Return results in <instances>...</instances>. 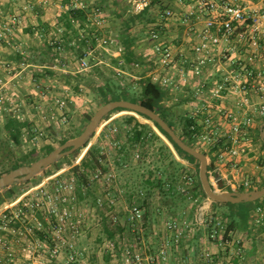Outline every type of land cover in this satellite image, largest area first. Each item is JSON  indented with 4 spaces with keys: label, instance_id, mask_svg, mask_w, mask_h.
Returning <instances> with one entry per match:
<instances>
[{
    "label": "rangeland",
    "instance_id": "1",
    "mask_svg": "<svg viewBox=\"0 0 264 264\" xmlns=\"http://www.w3.org/2000/svg\"><path fill=\"white\" fill-rule=\"evenodd\" d=\"M68 1L26 0L21 2L19 9L12 12L6 11L4 6L0 9V44L7 45V47L0 45V83L4 84L3 88L11 103L9 111L3 110L2 121H0V172L8 168L13 159L31 147L34 146L36 154L40 155L44 152L46 145L50 144L55 147L62 137L81 131L88 121L85 116L89 114L91 117L103 102V96L99 93L97 86L106 79L121 85L127 84L132 90L138 91L139 86L136 83L135 75L143 69H147V57L153 56V51L149 48L148 30L155 18L159 16L162 8L169 7L173 12V16L166 20L168 24L164 37L177 42L179 38L181 39L183 28L187 25L182 22L181 18L189 0H151V5L144 15L129 24L127 22L132 10L127 0H84L88 10L94 7L101 10L105 25L96 30L95 26L90 25V22L83 27L80 22L74 21L70 23L69 27L64 20L62 21L63 15L68 10L66 6ZM238 1L247 8L260 9L264 5L259 0ZM38 2L48 8L45 15L52 24H48V26H45L44 22L37 24L34 17L28 20L30 14L26 15V12L34 11ZM27 3H32L30 9L24 8ZM12 15L19 17L14 21ZM56 18H59L57 21L60 22L59 26L56 25ZM149 18H154V20H147ZM25 20L28 22L26 26L23 25ZM127 24L130 27L128 32L130 46L126 51L131 50L130 58L139 62V68H133L128 62L123 68H120L114 62V57L119 56L122 52L120 51L117 56L114 54L117 51V46L123 45ZM6 25L11 27L9 32H4L5 29L2 28ZM23 26L31 28L29 35H22ZM259 27L261 32H258L255 37L258 43H261L258 51H262L264 50L262 49L264 47V24ZM24 32L26 33V31ZM59 33L66 39L62 38ZM103 34H108L113 38L111 46L108 47L103 42L91 43V37L99 35L97 38H101ZM82 40L85 41L86 46L81 42ZM17 42L23 43L18 44ZM47 43L52 44L51 48L46 47ZM54 43L55 46H53ZM88 47L92 49V53L85 56L89 65L86 69L80 70L77 67V62L82 56L81 50ZM239 47L245 54L252 53L250 46L247 48L239 42ZM6 55L11 60H7ZM35 72H40L36 78L33 77ZM76 74L81 75L77 76ZM108 95L107 93L106 96L108 97ZM58 98L64 101V105L58 108L60 111L57 110L56 99ZM165 101L163 103L170 108L173 119L176 121L188 111L182 101L170 105ZM7 113L15 115L20 121L32 122L36 129L35 133L23 128L21 142L14 144L8 139L3 129V117ZM123 115H134L140 122L149 124L158 137H153L142 145H130L126 141L125 125L122 123ZM104 117L85 147L68 154L65 158H60L28 181L12 184L0 190V196L3 198L0 208L3 203H9L25 191H29L36 197V193L41 187L47 192H53L54 187L62 183L66 185V188L61 190V195L68 196L72 193L76 195L75 216L78 218V223L74 241L79 252L78 259H82L87 264H135L133 253L137 251L141 253L142 263L149 264L145 260V255L154 254L162 246H165L166 260L154 264H171L169 259L175 264H185L188 261L190 264H197L200 250L203 248L211 250L209 248L211 242L208 243L206 238L207 223L211 218L216 217L222 218L228 223L231 220L229 216H225L228 206L213 205L212 200L206 196L199 197L198 200L189 197L173 198L170 195H163L156 186L150 188L147 196L149 185L145 179L155 177L158 167L166 165L168 170H172L175 164L171 162V159L174 157L186 168H189L190 175L194 179L197 174L198 162L180 158L168 139L153 128V123L137 113L120 110L112 113L108 118ZM105 126L112 127L113 134L118 138L111 140L108 134L100 136L101 130ZM261 126H264V121H261L255 130L251 129V134L254 137L257 138ZM38 131L42 133L40 137H36ZM95 142L100 144L103 157H100L98 164L92 169L84 171L81 167L79 168V171L86 173L87 178L85 186L79 185L77 177L71 169L80 163L87 146ZM121 143H124L126 147L127 157L125 160L116 154ZM195 146L197 149L205 150L197 143ZM260 147L264 149L261 142ZM97 169L101 172L95 176L94 173ZM213 174L214 172H208L213 187L220 190L213 181ZM262 180H264V176H262ZM262 180L260 182L252 181L247 187L257 188ZM178 182L170 181L172 185H177L180 189L185 186L186 193L190 190V184L184 183V186L181 187L183 182L179 185ZM37 185L40 187H36ZM86 186L88 191H86ZM78 188L82 192L81 198L78 195ZM233 191H237V189H233ZM39 196L41 195L39 194ZM144 197L147 199V204L140 205L137 198ZM96 199L101 200V205L96 204ZM110 200L113 202L112 204H110ZM260 200L253 201L255 202L253 207L264 204ZM132 203L143 207L142 219L133 224L127 218V208ZM146 211L147 217L144 218ZM173 219L178 220L180 225L179 240L176 243L171 239L173 233L166 229V222ZM230 228L235 233H245V226L238 219L234 220V225ZM105 229L113 231V238L107 236ZM63 230L64 239L71 238L67 224L64 225ZM247 231L259 239H262L261 236L264 235V228L257 225L249 226L248 224ZM185 244L188 245L186 248ZM125 246L130 248V253L127 255L124 253ZM185 249L189 253L182 255V250ZM62 250L61 255L65 258L68 255L66 244ZM172 251L177 253L174 258L171 257ZM220 254L223 256L222 252ZM184 259H188V261L184 262ZM256 261L259 262L261 259H256ZM78 263L76 260L71 264Z\"/></svg>",
    "mask_w": 264,
    "mask_h": 264
},
{
    "label": "built area",
    "instance_id": "2",
    "mask_svg": "<svg viewBox=\"0 0 264 264\" xmlns=\"http://www.w3.org/2000/svg\"><path fill=\"white\" fill-rule=\"evenodd\" d=\"M127 1L133 13L151 5V0ZM259 2L264 4V0ZM66 6L68 9L86 8L84 0H69ZM31 7L32 3L24 6L27 9ZM182 15V22L187 23L186 33L190 30L193 34L187 52L178 51L174 43L163 36L166 20L173 16V12L169 7L162 8L148 30L153 56L147 57L144 76L165 90L163 101L166 100L169 105L184 103L188 110L186 115L193 119L190 128L194 141L205 151L211 150L215 169L224 165L237 171L240 160L245 156L254 159L256 166L264 170V149L256 142L250 129L255 122L264 121V50L258 51L259 43L255 37L260 32L259 26L264 24V5L256 9L247 8L238 0H189ZM18 17L12 15V20ZM89 22L96 29L105 25L98 7L88 11L86 23ZM2 28L4 32L11 29L9 25ZM99 42L109 47L113 38L108 34H103L101 38L96 36L95 44ZM239 42L247 48L253 47L252 54L262 60L261 66L235 54L240 49ZM116 50L114 54L117 56L122 46L118 45ZM81 51L77 67L83 70L89 65L85 56L91 54L92 49L88 47ZM131 66L139 68L140 64L135 61L131 62ZM141 77L135 75L137 79ZM3 85L0 83V121L3 110L11 109L10 98ZM56 102L60 111L58 108L64 105V101L58 98ZM37 134L36 137H40L42 133L38 131ZM100 172L97 169L95 176ZM235 172L226 179L229 186L247 187L251 184L248 175L238 178ZM191 183V177H186L185 184ZM63 188L66 185L62 183L56 185L53 192L41 187L36 197L25 191L9 203H3L0 208V264H71L76 260L78 264H87L78 259L79 252L74 241L78 223L75 216L76 195H61ZM96 204L101 205V200L96 199ZM142 208L137 203L127 208V218L132 224L142 219ZM251 218L254 223L264 225V209L256 206ZM66 224L71 236L67 240L62 233ZM207 224L210 226L207 240L227 251V254L220 256L217 251L203 248L197 264H240L234 261V257H243L241 238L230 231L224 236V224L218 218H211ZM166 229L173 233L172 241L178 242L179 221H167ZM64 244L68 251L65 258L61 255ZM124 253L129 254L130 248L125 246ZM145 256L149 264L164 261L167 258L166 247L162 246L156 253ZM133 262L143 264L141 253H133Z\"/></svg>",
    "mask_w": 264,
    "mask_h": 264
},
{
    "label": "trees",
    "instance_id": "3",
    "mask_svg": "<svg viewBox=\"0 0 264 264\" xmlns=\"http://www.w3.org/2000/svg\"><path fill=\"white\" fill-rule=\"evenodd\" d=\"M148 10V8H145L144 10H142L139 13H131V15L129 16V20H128V24L135 21L136 19H139L140 17H142V15H144V13ZM88 9L87 8H81V9H68L66 11V13L63 15V19L65 24L67 26L70 27V23L74 22V21H78L80 22V25L84 27V25L86 24L87 21V13H88ZM38 20L40 22V19L38 17ZM149 21L154 20L149 18L147 19ZM126 25V34L123 37V45H122V52L119 56L114 57V62L116 65H118L120 68H123L125 66V64L131 63V62H135L130 58L131 55V50L126 51L127 47L130 46V41H129V25ZM97 30V29H96ZM99 36V35H97ZM65 38L66 37H62ZM95 37H91V43H95ZM86 40V39H84ZM82 40L81 42L86 46L85 41ZM82 44V45H83ZM52 44L47 43L46 47L47 48H51ZM55 46V43L54 45ZM83 46V47H85ZM146 69H143V71L139 72V75H142L141 78L136 80V83L139 86L138 91L132 90L129 85L127 84H123L121 85L120 83H116L110 79H106L101 85L97 86V89L99 91V93L103 96V102H106L107 100H113V99H127L130 101H134L137 103H140L150 109H152L153 111L157 112L159 114L160 117H162L164 119V121L175 131V133L178 134V136L188 145L196 147L195 146V141L194 138L192 136V129L190 128L191 124L193 123V119L191 117H189L188 115H186V113L184 115H181L179 117V119L176 121L173 119V114L170 111V108L167 107L164 103L163 100L166 97L165 96V90L159 86L157 83L153 82L150 80L149 77L144 76ZM79 72V71H78ZM40 74V72H35L33 74V77H37ZM77 76H80L81 74H76ZM34 78V79H35ZM107 93L109 94L108 97L106 96ZM120 110H129V109H125V108H115L113 109L111 112H109L107 115H105L104 118H108L112 113L120 111ZM138 115L149 119L146 115H143L141 113H137ZM90 115L87 114L85 116L86 120H89ZM122 123L125 125V130H126V141L127 143H129L130 145H134V144H139L142 145L145 143V141L153 138V137H158V135L155 133V131L150 127L149 124L147 123H142L140 122L134 115H123L122 117ZM155 127L157 128V130L163 134L168 141L172 144L176 154L183 159H186L187 161L190 162H197V160L191 156L190 154H188L187 152L183 151L171 138L170 136L167 134L166 131H164L156 122H153ZM109 126V125H107ZM23 128L29 129L30 132L35 133V127H33V123L28 121V120H22L20 121L15 115H11L10 113H7L4 115L3 117V129L6 132L8 139L10 141H12L14 144H19L21 142V135L23 133ZM80 132V130L78 132H76L73 135L67 136V137H62L61 139L58 140V143H62L64 140H66L69 137H72L74 135H77ZM105 134H108L112 139H117V135H114L112 132V127L108 128V127H104L101 130L100 136H104ZM257 138H259V134L257 133ZM261 140V139H260ZM262 146H264V142L261 141ZM54 146L53 145H46V148L44 150V152L40 155L36 154L35 151V147H31L28 151H26L25 153H21L19 155V157H17L16 159H13L8 168H6L4 171L0 172V175L7 172L8 170L15 168L23 163H28L30 161H33L35 159H37L39 156L46 154L47 152H49ZM84 146L78 148L76 151L82 149ZM125 144L121 143L118 152L116 153L117 156H120L122 158V160H125V158L127 157V153L125 152ZM200 151H202L203 153H205V155L208 157L209 162H208V166H207V174L208 172H214L216 171V169L214 168V155H212L211 150L210 151H205L201 148H198ZM101 147L100 144L98 142L92 143L90 145L87 146L84 155L82 156V158L80 159V163L77 165H74L72 167V172L75 174V176L77 177V182L79 185L83 184L84 186L87 183V178H86V173L83 171H79V168L81 167L82 170H89L94 168L97 164H98V160L100 159V157H103L102 153H101ZM68 155L63 156L62 158L67 157ZM171 162H173L175 164L174 168L172 170H168L166 165H162L160 167H158L159 169H157V174L155 177H153L152 179H150L149 177H147L145 179V182L149 185V187L147 188V196L149 195V190L152 186H156L158 187L159 191L163 194V195H170L173 198H185V197H189L190 199H195L198 200L199 197H205V194L201 188L200 182L198 180L197 174L195 176V178L193 179L191 177V172L189 171V168H186L180 161L176 160L174 157L171 159ZM118 163V162H117ZM54 164V163H53ZM168 164V163H167ZM191 177L192 179V183H191V188L190 190L186 193L184 190V183H185V179L186 177ZM173 180V181H179L178 185L181 184L183 182V184H181L182 188L180 189V187H178L177 185L174 186L170 183L169 181ZM264 186V180H262L261 184L259 186H257V188ZM86 191L87 190V186L85 187ZM229 189V188H228ZM237 191H241V190H246V189H252V187H243V186H239L238 188H236ZM220 190H222V188H220ZM78 195L81 198L82 197V192L81 190L78 188ZM2 197L0 196V202L2 201ZM257 200H260L257 199ZM255 200V201H257ZM262 202H264V196L261 197ZM137 202L143 205L147 204V199L146 197L138 199L137 198ZM211 203L213 205H217V204H223L228 206V211L227 214L225 216H229L231 218V220L227 223V221L224 219L222 220V218L220 219L222 224H224V236L228 235V232L230 231L231 233L233 232V230L230 228L231 226L234 225V220L238 219L244 226H245V231L247 232V225L249 223H254V221L251 218V214L254 211V208L256 206L253 207V201H248V202H239V203H232V202H217V201H211ZM257 206H260L262 209H264V204H258ZM147 217V211L146 213H144V218ZM217 218V217H216ZM216 218H213V220H215ZM256 224V223H254ZM257 226H260L262 228H264V225L261 224H256ZM210 229V226H207V234L208 231ZM107 232V236L109 238H113V231H110L109 229H105Z\"/></svg>",
    "mask_w": 264,
    "mask_h": 264
},
{
    "label": "water",
    "instance_id": "4",
    "mask_svg": "<svg viewBox=\"0 0 264 264\" xmlns=\"http://www.w3.org/2000/svg\"><path fill=\"white\" fill-rule=\"evenodd\" d=\"M129 109L133 113H141L146 115L150 122H156L170 138L185 152L193 156L198 162L197 177L205 196L217 202H248L255 201L264 196V186L259 188L246 189L241 191L218 190L213 187L212 181L207 174L208 158L202 151L186 144L175 131L164 121L159 114L152 109L127 99H113L102 103L91 115L84 128L72 137L67 138L62 143L53 147L49 152L39 156L37 159L28 163H23L15 168L8 170L0 175V190L11 186L12 184L28 181L34 175L43 171L49 165L55 163L65 155L71 154L78 148L86 146L96 129L100 125L103 117L115 108ZM153 128L159 133L157 128L152 124ZM259 136L264 142V126H261ZM215 185L221 183V175L216 170L213 174Z\"/></svg>",
    "mask_w": 264,
    "mask_h": 264
},
{
    "label": "crops",
    "instance_id": "5",
    "mask_svg": "<svg viewBox=\"0 0 264 264\" xmlns=\"http://www.w3.org/2000/svg\"><path fill=\"white\" fill-rule=\"evenodd\" d=\"M22 1H26V0H0V9L2 8V6H4V8H6V11L12 12V11H14L16 9H19V5H21ZM36 5H38V6H36L37 10L36 9L34 11L28 10V12H26V15L30 14V16L28 17V20H31V18L34 17L35 22H37V24H38V22H39L38 17H39V19H40L39 23H43L44 22L43 24L45 26H48V24H52L51 22H49L47 20V17L45 15L47 13V11H48V8L46 6H44V4L43 5L39 4V2ZM58 20H59V18H56L55 22H56V25L59 26L60 22L58 23L57 22ZM27 24H28V22H26V20H25L23 25L26 26ZM24 26H23L22 30L26 31V33L24 31H22L24 33V34L22 33V35H26V34L29 35L31 33V28L30 27L25 28ZM166 26L164 27V33L163 34H165V32L167 31ZM32 28H34V27H32ZM183 29L184 30L182 31L181 39L179 38L177 40V42H175V40H173L171 38H168V37L167 38L165 37V38L170 40L172 43H174V45L176 46L178 51L181 50V51L187 52L186 48L188 47L189 39H191L190 37L193 34L191 33L190 30H189L188 33H186L187 28L186 29L183 28ZM59 35L62 36V37L64 36L61 33H59ZM19 38L22 39L21 37H19ZM17 43L18 44H22L23 42H20V43L17 42ZM3 44H0V45L4 46V47H7V45H3ZM260 44L261 43L259 42V45ZM262 48H264V47H262ZM242 50L243 49L237 51V53H235V54H237V56H239V57L245 58L247 62H253L257 66H261L262 65V60H260L257 57H255L254 56L255 53H253V54L252 53L251 54H245V53L242 52ZM252 50H253V47H250V51L251 52H252ZM5 58L7 60H11V58L8 55H6ZM259 125H260L259 122H255L250 129H254L255 130L256 126H259ZM257 130H258V128H257ZM255 140H256L257 143L260 144V142H261L260 136H259V138H256ZM218 169H219L218 172L221 175V183L216 185V187L222 188V190H232L233 191V189H236L237 187L232 188L231 186H229L226 183V179L230 178L231 177V173L235 172L236 170L227 168L224 165H220L218 167ZM235 174L237 175L238 178H241L244 175H248L249 178H251V182L252 181L260 182L262 180V176H264V171H262L261 169H259V167L256 166V162L254 161V159H250L249 157L243 156L242 159L239 162V169H237ZM243 187L247 188L246 186H243ZM251 225H256V224L251 222V223H249V226H251ZM235 234H237L241 238V242H242V244L244 246V254H243V257L241 259L240 258L237 259L236 257H234V261H238L240 264H264V235L261 236L262 239H259L257 236H253L252 233H250L249 231H247V232L245 231V233L244 232L243 233L239 232V233H235ZM208 243H210V241ZM210 244L211 245L209 246V248L211 250L217 251L218 255L222 256L220 254V252L223 253V256H225L227 254V251L219 249L218 247H216L215 244H212V243H210ZM187 246H188L187 244L184 245L185 248ZM185 253H189V252L186 249L182 250V255H184ZM174 255L176 256L177 253L172 251L171 252V257L174 258ZM259 258L261 259V261H259V262L256 261V259L259 260ZM169 260H170L171 264H175V262H172L171 259H169ZM185 260L188 261V259H184V262H186ZM179 264H182V263H179ZM185 264H190V263L188 261Z\"/></svg>",
    "mask_w": 264,
    "mask_h": 264
}]
</instances>
